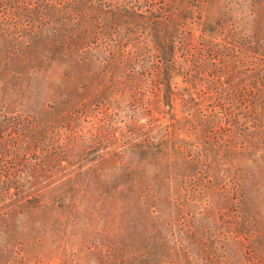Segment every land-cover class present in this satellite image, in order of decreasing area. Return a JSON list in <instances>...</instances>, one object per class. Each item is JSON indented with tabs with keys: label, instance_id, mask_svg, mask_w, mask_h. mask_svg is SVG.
Here are the masks:
<instances>
[{
	"label": "rangeland",
	"instance_id": "1",
	"mask_svg": "<svg viewBox=\"0 0 264 264\" xmlns=\"http://www.w3.org/2000/svg\"><path fill=\"white\" fill-rule=\"evenodd\" d=\"M166 3L159 25L75 43L45 27L31 43L53 2L0 1V52L45 55L5 115L2 147L39 132L20 141L37 169L20 181L25 207L0 204V264H264V119L238 109L257 99L239 44L264 0ZM71 50L82 63L52 60ZM198 102L225 104L218 128Z\"/></svg>",
	"mask_w": 264,
	"mask_h": 264
},
{
	"label": "trees",
	"instance_id": "2",
	"mask_svg": "<svg viewBox=\"0 0 264 264\" xmlns=\"http://www.w3.org/2000/svg\"><path fill=\"white\" fill-rule=\"evenodd\" d=\"M48 1H52L53 6L46 5L41 10V15H44L47 21L42 19L32 21L30 31L34 32L35 36L32 40L34 42L31 43H36L38 35L45 27L50 30L48 35H75V43L78 40L88 41L91 35H109L112 30L128 24L134 25L144 19L154 25H159L160 19L170 18L164 7L170 0H72L70 3L66 2L62 8L56 7L57 4L60 5L57 0ZM8 14L6 11H0V17L8 16ZM162 29L165 32V29ZM251 32L252 35L244 36L239 44L241 53L239 63L253 71L257 99L240 101L238 109L243 116L250 115L253 119L261 120L264 119V25L257 22L255 31ZM43 56L45 55L35 48L15 53L0 52V72L4 75L5 73L11 75L10 77L9 75L3 76L0 79V83H3L0 87V101L3 102V105L0 106V204L2 200L16 196L19 203L14 205L15 208L26 205L18 190L20 181L25 177L31 179L37 172L36 167L28 162V155L32 152L35 153V149L31 147V144L23 145L20 141L26 139L32 142L34 136L32 134L39 131L36 128L34 130L27 129V125L19 127L15 133V145H12V149H7L8 146L2 147L6 142H1V139L5 137L7 128L15 126L16 119L7 118L5 115L10 113L11 106L16 103L18 98H21L20 102H24L27 83L33 71L39 67ZM56 58L61 63L72 66L83 61L79 54L72 50L52 57V60H56ZM6 79L12 82L13 88L8 87ZM194 106V116H205L204 122L208 124L206 127H219L218 122L215 124L214 122L220 121L219 110L225 112V104L209 105L198 102ZM12 113L13 111H11ZM20 125L25 126L24 123H20ZM3 155L9 159L3 158Z\"/></svg>",
	"mask_w": 264,
	"mask_h": 264
}]
</instances>
